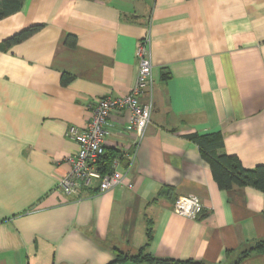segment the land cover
Here are the masks:
<instances>
[{"label":"crops","instance_id":"1","mask_svg":"<svg viewBox=\"0 0 264 264\" xmlns=\"http://www.w3.org/2000/svg\"><path fill=\"white\" fill-rule=\"evenodd\" d=\"M145 38L151 122L142 138L127 110L106 126L121 184L64 195L79 149L69 127L132 90ZM0 45V264H110L141 251L264 264L257 251L240 260L264 240V192L220 188L192 138L212 137L246 169L264 164V0H24L0 21ZM189 195L204 205L196 219L174 210Z\"/></svg>","mask_w":264,"mask_h":264},{"label":"built area","instance_id":"2","mask_svg":"<svg viewBox=\"0 0 264 264\" xmlns=\"http://www.w3.org/2000/svg\"><path fill=\"white\" fill-rule=\"evenodd\" d=\"M149 43L150 39L145 38L138 48V73L132 90L122 97L99 99L92 106V117L84 129L69 127L66 135L78 144L79 149L66 158L69 172L58 181V189L64 195L78 197L82 190L93 186L97 187L99 193H105L121 184L123 176L117 170L118 161H115V169L110 173H103L99 169V161L105 154L106 136L109 134L107 120L112 113L127 110L131 128L139 138L145 135L154 110L152 100H143L146 94L152 96L155 84ZM203 208L202 201L195 195L179 197L174 206L177 214L190 219L198 218Z\"/></svg>","mask_w":264,"mask_h":264},{"label":"trees","instance_id":"3","mask_svg":"<svg viewBox=\"0 0 264 264\" xmlns=\"http://www.w3.org/2000/svg\"><path fill=\"white\" fill-rule=\"evenodd\" d=\"M24 0H0V21L19 12L23 6ZM39 27L29 28L20 34L9 39L5 44L10 45L18 43L24 38L32 35ZM4 45H0V51L4 50ZM198 142L204 157L210 163L213 176L219 187L224 190H231L235 187H253L264 192V164L258 165L254 169H246L238 157L227 154H217L214 152L216 141L208 136L192 137ZM114 154L105 152L99 161V169L103 173H110ZM257 251L264 253V240L258 241L250 250L246 251L240 260L247 258L251 252ZM203 264L201 261L186 260L179 261L174 259H158L151 255L139 252L136 254L118 253L116 259L110 264Z\"/></svg>","mask_w":264,"mask_h":264}]
</instances>
